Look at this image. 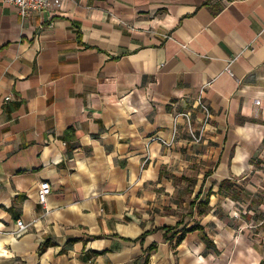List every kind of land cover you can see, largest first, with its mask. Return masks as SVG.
I'll return each mask as SVG.
<instances>
[{"label":"crops","instance_id":"0c3cea01","mask_svg":"<svg viewBox=\"0 0 264 264\" xmlns=\"http://www.w3.org/2000/svg\"><path fill=\"white\" fill-rule=\"evenodd\" d=\"M0 264H264V0H0Z\"/></svg>","mask_w":264,"mask_h":264},{"label":"built area","instance_id":"2783aa9c","mask_svg":"<svg viewBox=\"0 0 264 264\" xmlns=\"http://www.w3.org/2000/svg\"><path fill=\"white\" fill-rule=\"evenodd\" d=\"M3 4L15 7L23 20L29 18L33 14L41 13L51 9L52 7L59 8L63 0H1ZM204 89L199 96L194 100L192 107L177 113L174 116L175 135L178 134L179 126L184 123L188 141L192 144H200L205 141L206 133L212 120V110L205 102ZM10 100V98H8ZM168 147H172L171 143H166ZM51 195V185L48 182L42 183L38 194L39 203L46 205L49 196ZM19 234H23L27 230V226L22 220L17 221Z\"/></svg>","mask_w":264,"mask_h":264},{"label":"trees","instance_id":"16d2710c","mask_svg":"<svg viewBox=\"0 0 264 264\" xmlns=\"http://www.w3.org/2000/svg\"><path fill=\"white\" fill-rule=\"evenodd\" d=\"M221 188H222V187H221ZM236 199H237V198H236ZM182 239H183V237L180 238V239L178 240V243H180V242L182 241ZM205 240L207 241V243H208V245H209V249L214 248L213 245L210 243V241H209L208 238L205 237ZM47 245H48V244L43 245V246L41 247V251H43V249H45V247H46Z\"/></svg>","mask_w":264,"mask_h":264}]
</instances>
